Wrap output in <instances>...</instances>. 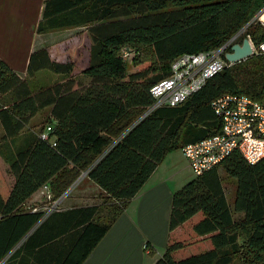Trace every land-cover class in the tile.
I'll list each match as a JSON object with an SVG mask.
<instances>
[{
  "label": "trees",
  "instance_id": "trees-1",
  "mask_svg": "<svg viewBox=\"0 0 264 264\" xmlns=\"http://www.w3.org/2000/svg\"><path fill=\"white\" fill-rule=\"evenodd\" d=\"M263 7L264 0H46L36 33L85 27L86 80L45 48L29 56L24 77L0 60V264H82L168 154L219 132L216 98L264 101V54H253L181 104L143 117L151 88L177 58L222 46ZM247 34L256 46L264 41L260 25ZM123 48L135 51V66L148 64L129 71ZM41 72L58 79L33 90ZM45 111L34 132L31 122ZM220 168L236 182L232 207ZM85 172L102 194L99 205L48 216L27 207L43 186L55 201ZM236 262L264 264V159L250 165L233 153L173 193L166 247L154 264Z\"/></svg>",
  "mask_w": 264,
  "mask_h": 264
},
{
  "label": "crops",
  "instance_id": "crops-1",
  "mask_svg": "<svg viewBox=\"0 0 264 264\" xmlns=\"http://www.w3.org/2000/svg\"><path fill=\"white\" fill-rule=\"evenodd\" d=\"M45 1L0 0V60L20 77H24L29 56L35 50L45 48L51 60L62 61L59 54L56 55L61 41L48 38L47 34L36 33ZM86 37L89 41L88 35ZM2 134L0 127V137ZM184 160L186 161L185 158ZM186 164L190 170L187 161ZM180 174L172 152L129 201L124 212L82 264H154L166 247L172 195L186 184L182 185L185 179ZM86 180L90 182L87 178ZM90 183L92 185L87 188L98 189L95 184ZM178 186L181 187L177 189ZM78 193L65 199L61 203L64 207L60 210L72 208L74 202L83 203L85 198L81 192ZM83 193L88 195V192ZM40 198L41 193L36 192L28 201L27 207L42 212L44 208L37 204ZM77 207L84 206L79 203Z\"/></svg>",
  "mask_w": 264,
  "mask_h": 264
},
{
  "label": "built area",
  "instance_id": "built-area-1",
  "mask_svg": "<svg viewBox=\"0 0 264 264\" xmlns=\"http://www.w3.org/2000/svg\"><path fill=\"white\" fill-rule=\"evenodd\" d=\"M252 25L264 28V7L222 46L208 52L185 54L177 58L171 64L170 75L151 88L153 104L143 117L158 108H172L181 104L198 92L213 75L236 64L227 62L225 55L231 53L232 46L241 45L243 40L248 41L252 55L264 54V41L256 46L247 34ZM123 57L127 59V54L123 53ZM211 110L220 123L219 132L181 149L194 176H202L220 166L233 153L239 154L250 165L258 164L264 159V101H256L245 95L224 94L211 103ZM49 132L50 128L47 127L40 134V138L49 140ZM86 175V172L82 173L55 201H52L47 186L38 191L41 198L44 196V201L52 205L50 209H43L46 216L57 210L55 207L66 199ZM32 211L36 212L37 209ZM12 253L13 251L9 255Z\"/></svg>",
  "mask_w": 264,
  "mask_h": 264
},
{
  "label": "rangeland",
  "instance_id": "rangeland-1",
  "mask_svg": "<svg viewBox=\"0 0 264 264\" xmlns=\"http://www.w3.org/2000/svg\"><path fill=\"white\" fill-rule=\"evenodd\" d=\"M49 37H53L54 40H59L61 41V45L58 47L57 54L58 56L62 58V61L60 60H53L56 62H61V63H67L70 62L74 64L73 72L71 76L75 79L79 80H86L85 76H83L82 72L86 69L88 65V60H89V48H90V43L87 40L86 37V29L85 27H77V28H69V29H64V30H58V31H52L49 33H46ZM44 35V34H43ZM60 42H57L59 44ZM74 49L76 51L74 52ZM53 50V49H52ZM53 52V51H52ZM125 53L127 54V59L124 60L126 66L128 67L129 71H135L138 68L144 67L148 63H142L138 66H135L133 63V58L136 56V53L133 49L129 48H123L121 49L120 53ZM54 55V53H53ZM51 57L55 58L54 56L51 55ZM44 76L46 79H44ZM44 77V78H43ZM60 78V77H59ZM58 77L54 76L48 72H41L37 74L35 81L33 84H31V88L34 90L35 85L37 87H48L52 85L51 83L55 80H57ZM86 82V81H85ZM48 117V112L45 111L43 113H40L32 122H31V127H33V131L39 133V129L41 126H44L46 122V118ZM44 131V130H43ZM42 133V132H41ZM40 133V134H41ZM174 160L176 162V166L180 170V176L185 179L182 185L185 183H188L190 180H192L195 176L191 172V170L188 169L186 161L184 160L181 150H176L173 152ZM219 176L222 180V186L225 189L226 195H227V200L232 207V202H233V196H234V191L236 187V182L235 179L228 177L224 171L220 168L218 170ZM83 178V179H82ZM82 181L79 182L77 187L73 189L69 195L66 197V200L71 198L72 196L76 195L78 192H81L83 194V198H85L84 202H75L73 203L72 207H77L78 204L80 203L82 206L86 205H99L102 201V196L100 194V191L95 187L94 190L91 188H87L89 185H92L90 182H88L84 177H82ZM181 185V184H179ZM181 186H178L177 189H179ZM83 192H88L87 194H84ZM80 196V193H78ZM87 195V196H86ZM44 196L40 198L37 202L39 207L50 209L52 207L50 202H45L44 201ZM55 207V206H54ZM64 207V204H60L58 207H55L57 209H62ZM169 222V221H168ZM162 249V248H161ZM164 250V248H163ZM237 264V262L235 263Z\"/></svg>",
  "mask_w": 264,
  "mask_h": 264
},
{
  "label": "water",
  "instance_id": "water-1",
  "mask_svg": "<svg viewBox=\"0 0 264 264\" xmlns=\"http://www.w3.org/2000/svg\"><path fill=\"white\" fill-rule=\"evenodd\" d=\"M252 56V51L247 40H243L241 45H234L231 53L225 55V60L229 63H239Z\"/></svg>",
  "mask_w": 264,
  "mask_h": 264
}]
</instances>
